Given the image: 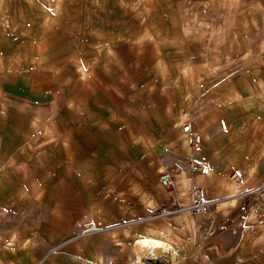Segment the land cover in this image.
I'll use <instances>...</instances> for the list:
<instances>
[{"label": "crops", "instance_id": "obj_1", "mask_svg": "<svg viewBox=\"0 0 264 264\" xmlns=\"http://www.w3.org/2000/svg\"><path fill=\"white\" fill-rule=\"evenodd\" d=\"M200 35L203 47L214 38L197 31L193 37ZM102 39L104 47L82 58L75 72H21L0 89V178L16 180L13 194L25 201L62 168L117 170L121 178L129 172L126 224H138L131 234L163 238L178 252L175 264H209L208 252L227 249L253 257L264 245V224L257 223L264 199L254 198L238 228L246 230L218 225L238 212L242 192L264 182V34L253 50H228L225 64L185 33ZM235 56L251 60L234 65ZM187 122L190 132L183 130ZM195 134L201 148L191 151ZM190 160L210 172L193 171ZM167 171L169 184L162 180ZM196 196L216 204L208 212L152 216L164 204ZM42 231L0 229V264H40Z\"/></svg>", "mask_w": 264, "mask_h": 264}, {"label": "rangeland", "instance_id": "obj_2", "mask_svg": "<svg viewBox=\"0 0 264 264\" xmlns=\"http://www.w3.org/2000/svg\"><path fill=\"white\" fill-rule=\"evenodd\" d=\"M194 31L214 38L203 47V36L194 38ZM174 32L213 49L222 56L215 61L225 64L228 50L234 55L253 50V41L264 34V0H0V89L21 72L44 77L77 71L82 58L104 47L106 34L138 38ZM250 60L235 56L233 64ZM77 169H59L54 183L25 201L14 195L16 180L0 178V229H43L40 264H82V257L88 264H132L141 236L129 232L138 224H126L129 172L121 178L117 170ZM237 252H208L209 264H264V245L255 257Z\"/></svg>", "mask_w": 264, "mask_h": 264}, {"label": "built area", "instance_id": "obj_3", "mask_svg": "<svg viewBox=\"0 0 264 264\" xmlns=\"http://www.w3.org/2000/svg\"><path fill=\"white\" fill-rule=\"evenodd\" d=\"M191 127V123L187 122L184 124L183 130L185 132H190ZM200 141L201 139L198 134L192 135L189 138L191 151H197L201 148ZM190 167L193 171H199L204 174L210 172V167L208 165L194 160H190ZM232 178L235 180H240L241 175L238 172H234L232 174ZM162 180L165 184H169L171 182L168 171L162 174ZM241 194L244 199L239 206L238 212L218 225V229L220 231L229 230L230 228L232 230H235L246 223V221L250 217L254 198L264 199V182L255 187H252L247 191L242 192ZM215 204V199H206L201 196H196L186 204H181L177 201H171L170 203L164 204L160 206L152 216L167 217L184 211H191L196 213L208 212L215 206ZM257 223L264 224V212L259 214Z\"/></svg>", "mask_w": 264, "mask_h": 264}, {"label": "bare ground", "instance_id": "obj_4", "mask_svg": "<svg viewBox=\"0 0 264 264\" xmlns=\"http://www.w3.org/2000/svg\"><path fill=\"white\" fill-rule=\"evenodd\" d=\"M135 242L136 257L132 264H175L177 260L178 252L157 235L138 237Z\"/></svg>", "mask_w": 264, "mask_h": 264}]
</instances>
